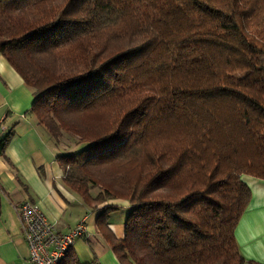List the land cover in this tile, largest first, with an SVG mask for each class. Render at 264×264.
<instances>
[{
	"label": "trees",
	"instance_id": "trees-1",
	"mask_svg": "<svg viewBox=\"0 0 264 264\" xmlns=\"http://www.w3.org/2000/svg\"><path fill=\"white\" fill-rule=\"evenodd\" d=\"M0 52L65 183L129 201L123 237L117 206L97 217L121 264H264L236 239L264 180V0H0Z\"/></svg>",
	"mask_w": 264,
	"mask_h": 264
},
{
	"label": "crops",
	"instance_id": "crops-1",
	"mask_svg": "<svg viewBox=\"0 0 264 264\" xmlns=\"http://www.w3.org/2000/svg\"><path fill=\"white\" fill-rule=\"evenodd\" d=\"M33 101L32 88L0 52V264H35L16 210L24 201L38 205L61 232L86 224L87 234L77 237L71 249L83 264H121L98 228L97 217L104 205L117 206L109 213L108 228L121 238L129 201L112 199L94 211L65 183L57 159L60 149L31 111ZM244 178L252 198L236 228V239L247 260L264 263V180Z\"/></svg>",
	"mask_w": 264,
	"mask_h": 264
},
{
	"label": "built area",
	"instance_id": "built-area-1",
	"mask_svg": "<svg viewBox=\"0 0 264 264\" xmlns=\"http://www.w3.org/2000/svg\"><path fill=\"white\" fill-rule=\"evenodd\" d=\"M16 210L29 245L30 260L35 264H61L75 245L76 238L87 234L84 222L69 232L59 231L40 207L29 201L18 204Z\"/></svg>",
	"mask_w": 264,
	"mask_h": 264
},
{
	"label": "rangeland",
	"instance_id": "rangeland-1",
	"mask_svg": "<svg viewBox=\"0 0 264 264\" xmlns=\"http://www.w3.org/2000/svg\"><path fill=\"white\" fill-rule=\"evenodd\" d=\"M129 213V212H128Z\"/></svg>",
	"mask_w": 264,
	"mask_h": 264
}]
</instances>
